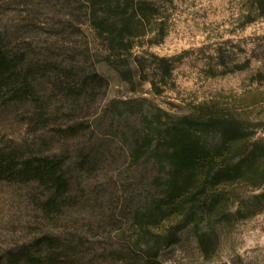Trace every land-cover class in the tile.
I'll return each mask as SVG.
<instances>
[{
  "label": "rangeland",
  "instance_id": "rangeland-1",
  "mask_svg": "<svg viewBox=\"0 0 264 264\" xmlns=\"http://www.w3.org/2000/svg\"><path fill=\"white\" fill-rule=\"evenodd\" d=\"M150 1L165 19L166 35L153 44L145 33L132 51L144 56L148 78H156L153 56L168 59L171 73L155 79V88L136 74L127 82L111 66L97 63L106 86L73 105L55 88L52 71L32 81L42 109L29 100L16 102L8 87L0 91V147L22 157H58L70 183L64 196L54 198L58 207L50 213L42 207L55 194L50 187L0 177V264L41 237L75 247L77 264H122L141 233L133 215L159 194L155 178L165 177L157 164L163 147L157 132L200 104L230 107L249 120L253 140L264 142V18L243 25L251 19L244 15V0ZM82 6L81 0H0V29L28 44L30 57L49 62V68L65 66L77 53L65 48L60 55L58 37L84 42L77 32L80 26L89 33ZM79 58L89 72L91 57ZM70 127L73 131L64 133ZM152 128L151 147L136 159L129 148ZM86 152L94 163L78 166ZM224 198L209 255L196 239V229L208 225L191 221L174 244L161 248L164 264H264V184ZM245 203L257 212L239 218L236 210Z\"/></svg>",
  "mask_w": 264,
  "mask_h": 264
},
{
  "label": "trees",
  "instance_id": "trees-1",
  "mask_svg": "<svg viewBox=\"0 0 264 264\" xmlns=\"http://www.w3.org/2000/svg\"><path fill=\"white\" fill-rule=\"evenodd\" d=\"M81 3L89 33L85 35L77 26L84 42L73 36L67 38L63 33L58 37L61 39L57 43L60 55L65 48L77 53L71 64L65 66L57 63L49 68V62L30 57L28 44H18L16 38L12 39L0 29V91L8 87L16 102L29 100L42 109L45 103L36 94L32 81L35 77H44L48 71L54 73L55 88L64 93L72 105L83 96H94L106 86V79L96 70L97 63L111 66L127 82H132L136 74L152 88L157 85L155 79L170 75L168 59L153 56L156 78H148L144 56L132 51L145 33L151 34L153 44L160 43L166 35L165 19L158 16L152 1L81 0ZM244 3V15L251 19L243 25L264 18V0H244ZM78 56L91 57L89 72ZM160 92V88L156 89V93ZM252 127L246 117L219 101H212L196 106L191 113L179 116L164 130H158L155 138L163 147L157 164L165 177L155 178L159 194L133 215L141 233L130 245V252L122 264H164L159 257L161 248L177 241L185 223L192 221L197 227L199 220L204 221L208 229H196V239L202 252L209 255L214 247L213 221L226 205L224 197L232 196L238 189L256 190L264 184V142L253 140ZM72 129H65L64 133ZM152 133L153 128L139 145L129 148L133 157H141L151 147ZM94 161L86 152L80 155L77 165L89 166ZM63 163L56 156L36 153L22 157L18 150L6 152L0 147L1 178L34 179L55 193L42 204L46 212L56 211L58 205L54 198L64 196L69 190ZM254 207L245 203L236 213L239 218L251 216L257 212ZM77 254L73 246L59 244L53 237H41L9 253L7 262L44 264L45 260V264H77L74 259Z\"/></svg>",
  "mask_w": 264,
  "mask_h": 264
}]
</instances>
